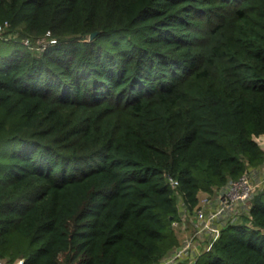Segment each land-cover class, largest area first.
I'll return each instance as SVG.
<instances>
[{
	"label": "trees",
	"instance_id": "1",
	"mask_svg": "<svg viewBox=\"0 0 264 264\" xmlns=\"http://www.w3.org/2000/svg\"><path fill=\"white\" fill-rule=\"evenodd\" d=\"M4 21L6 264H158L181 200L264 162V0H0ZM196 264H264V184Z\"/></svg>",
	"mask_w": 264,
	"mask_h": 264
},
{
	"label": "built area",
	"instance_id": "2",
	"mask_svg": "<svg viewBox=\"0 0 264 264\" xmlns=\"http://www.w3.org/2000/svg\"><path fill=\"white\" fill-rule=\"evenodd\" d=\"M9 22L0 23V38H9ZM56 39L47 31L37 39L38 48L43 50ZM24 44L30 45L28 38ZM261 135L256 137L260 143ZM264 149V148H263ZM169 182L176 186L178 181L169 177ZM264 184V162L250 167L238 178H231L213 193H203L198 203L189 207L183 200L179 202V215L172 221V226L179 231L180 242L158 264H196L202 255L208 252L214 242L221 236L222 229L235 223L240 215L250 210L253 197ZM20 257L13 264H23ZM0 264H6L0 258Z\"/></svg>",
	"mask_w": 264,
	"mask_h": 264
},
{
	"label": "water",
	"instance_id": "3",
	"mask_svg": "<svg viewBox=\"0 0 264 264\" xmlns=\"http://www.w3.org/2000/svg\"><path fill=\"white\" fill-rule=\"evenodd\" d=\"M98 33V31H94L90 34V39H93L95 35Z\"/></svg>",
	"mask_w": 264,
	"mask_h": 264
},
{
	"label": "rangeland",
	"instance_id": "4",
	"mask_svg": "<svg viewBox=\"0 0 264 264\" xmlns=\"http://www.w3.org/2000/svg\"><path fill=\"white\" fill-rule=\"evenodd\" d=\"M261 140H263V139L261 138ZM260 144H261V146L264 148V140L261 141Z\"/></svg>",
	"mask_w": 264,
	"mask_h": 264
},
{
	"label": "crops",
	"instance_id": "5",
	"mask_svg": "<svg viewBox=\"0 0 264 264\" xmlns=\"http://www.w3.org/2000/svg\"><path fill=\"white\" fill-rule=\"evenodd\" d=\"M262 139H264V134L261 135Z\"/></svg>",
	"mask_w": 264,
	"mask_h": 264
}]
</instances>
